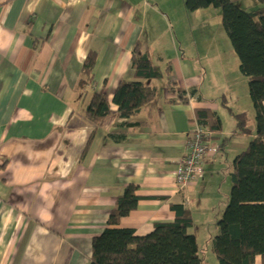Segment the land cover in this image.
<instances>
[{
  "label": "crops",
  "instance_id": "1",
  "mask_svg": "<svg viewBox=\"0 0 264 264\" xmlns=\"http://www.w3.org/2000/svg\"><path fill=\"white\" fill-rule=\"evenodd\" d=\"M211 10L220 14L214 7L189 12L185 0H0V264H91L93 240L108 227L118 197L129 186H136L142 199L118 228L147 235L156 223L174 221L171 205L182 204L191 212L190 231L205 263L219 264L213 250L219 227L213 226L209 188L219 181L220 190L231 186L228 149L227 167L217 151L195 183L185 190L176 185L188 134L198 122L196 108L215 110L227 121L234 118L223 98L235 113L254 110L247 84L233 95L220 84L205 90L201 75L185 61L183 42ZM137 42L163 69L171 61L181 87L198 92L185 104L166 84L151 80L158 89L155 99L136 117L138 125L121 128L113 98L121 81L135 80ZM163 42L171 47L170 57ZM91 52L97 54L95 81L81 94L79 81ZM101 90L112 113L97 127L85 109ZM219 98L224 110L215 101ZM235 129V121L223 125L212 144L217 146L220 134L236 135ZM124 131L123 142L109 137ZM248 142H240L233 155ZM254 264H262V257Z\"/></svg>",
  "mask_w": 264,
  "mask_h": 264
},
{
  "label": "trees",
  "instance_id": "2",
  "mask_svg": "<svg viewBox=\"0 0 264 264\" xmlns=\"http://www.w3.org/2000/svg\"><path fill=\"white\" fill-rule=\"evenodd\" d=\"M238 1L185 0V7L189 12L209 7L221 10L222 23L240 61V71L248 79L255 111L253 130L249 115L235 113L223 98L224 106L236 123L235 134L254 137L233 161L232 189L228 204L217 221L219 233L213 239V250L219 264H254L257 256L262 257L264 264V0H253L246 7H240ZM141 47L137 42L133 50L135 80L121 81L113 98L117 117L123 120L119 124L121 128L138 125L136 117L155 99L158 89L151 80L165 75L167 90L185 104L190 95L198 92L197 89L188 92L173 78L171 61L163 69L143 53ZM96 64L97 54L91 52L79 81L81 94H86L94 85ZM111 113L104 90L95 93L85 109L86 117L97 127ZM195 115L198 123L213 133L211 140L222 131L223 122L215 110L200 107L196 108ZM109 137L120 143L127 139V132H111ZM137 190L136 186H129L118 197L108 227L93 240L91 264H206L197 237L190 231L194 225L191 212L182 204L171 205L176 214L174 221L156 223L147 235L117 227L121 218L137 209L142 199Z\"/></svg>",
  "mask_w": 264,
  "mask_h": 264
},
{
  "label": "rangeland",
  "instance_id": "3",
  "mask_svg": "<svg viewBox=\"0 0 264 264\" xmlns=\"http://www.w3.org/2000/svg\"><path fill=\"white\" fill-rule=\"evenodd\" d=\"M253 2V0H251ZM238 5L240 7L247 6V0H239ZM220 10V9H219ZM203 18L205 23L203 26L197 28L196 26H192L193 34L191 35L189 40L183 42L186 54L185 61L189 64L190 69L198 72L201 75V81L199 84H205V90L207 87H210L211 84H220V86H224L228 91L234 94V92L240 87V84H247V88L249 89V82L246 77H241L242 73L240 71V61L239 58L231 44L230 38L226 29L222 23V13L220 10V14L216 15L214 11H207L203 14ZM218 18V20H217ZM159 36V33L157 34ZM164 52L170 57V49L168 42H163ZM184 55V54H182ZM169 59V58H168ZM244 78V79H243ZM155 84H166L167 78L164 75L163 78L155 79ZM201 90V89H200ZM209 91V90H207ZM202 93V90H201ZM210 93V92H209ZM230 95V94H229ZM230 95V97H232ZM239 96V91H238ZM220 97V96H219ZM222 97V94H221ZM204 98H206L204 94ZM216 97L210 99H215ZM221 106V110H224L221 104V98L216 99ZM252 102V101H251ZM253 106V103H251ZM245 107V106H244ZM254 108V106H253ZM252 118V124H255V111L248 113ZM230 121L223 119V125L227 127L229 123L233 124L234 119L230 116L228 117ZM231 125L229 126V128ZM255 126L253 125V128ZM221 133V132H220ZM252 137L245 135H230L226 137H222L220 134V138L217 143L218 147V155L222 156L219 160L223 165L227 167L226 162V154L225 151L228 149V153H230V161H234L238 154L233 155V151L235 149H239L238 144L242 141H249ZM248 142V143H249ZM225 148V150H224ZM246 149V148H245ZM244 150H240L241 152ZM237 152V153H241ZM220 181L211 184L209 191L211 192L210 199L212 197V204L215 207L216 215L214 216V224H217L218 215L222 214L225 210L228 203V195L230 194L232 182L230 179V185L228 187H222L220 190ZM230 187V190H229ZM222 191V192H221ZM230 197V196H229ZM205 206L209 203L206 200L204 202ZM207 228L204 230L203 235L207 237ZM204 249H206V245H204ZM210 246L207 248V250ZM213 254V255H212ZM210 255L215 256L211 251Z\"/></svg>",
  "mask_w": 264,
  "mask_h": 264
},
{
  "label": "built area",
  "instance_id": "4",
  "mask_svg": "<svg viewBox=\"0 0 264 264\" xmlns=\"http://www.w3.org/2000/svg\"><path fill=\"white\" fill-rule=\"evenodd\" d=\"M213 133L198 122L188 134L186 154L180 160L176 172V185L185 190L195 183L203 174L204 163L213 156L218 147L211 143Z\"/></svg>",
  "mask_w": 264,
  "mask_h": 264
}]
</instances>
